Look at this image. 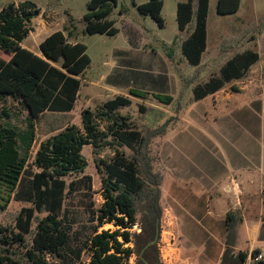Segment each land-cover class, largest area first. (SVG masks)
Wrapping results in <instances>:
<instances>
[{"label": "trees", "instance_id": "1", "mask_svg": "<svg viewBox=\"0 0 264 264\" xmlns=\"http://www.w3.org/2000/svg\"><path fill=\"white\" fill-rule=\"evenodd\" d=\"M241 1L218 0V12L235 13ZM133 2L139 11L164 26V0ZM117 4L118 0H90L83 18L84 33L117 34L119 29L110 18ZM38 10L29 0L11 1L0 10V99L7 95L20 99L30 115L25 132L0 122V212L7 209L13 198L33 203L21 208L15 224L17 231L0 225V243L24 246L26 262L0 253V264H125L133 255L136 264H161L157 243L164 212V175L154 169L150 137L118 112L120 107L133 102V96L147 99L149 92L131 88L127 95L118 94L95 108H83L82 126L71 123L54 126L50 131L57 132L41 141L32 165L29 164L40 117L47 111L61 114L75 107L82 81L72 74L83 75L91 65L87 45L71 42L78 34L70 14L62 29L40 43L47 59L22 45L34 30L32 19ZM209 10L210 0L177 3L178 26L188 32L182 40L181 52L197 70L192 78L182 73V93L189 83L210 69L204 63ZM232 39L235 37L229 38ZM221 56L215 58L220 66L218 71L193 87L195 101L218 92L235 79L244 78L261 58L253 48L238 51L222 62ZM153 95L165 104L174 100L170 94ZM140 107L143 109L142 104ZM60 119L55 117V124ZM86 145L92 146L95 155L108 145L117 148L111 158L95 157L104 199L99 207L92 200L86 202L90 216L88 221L80 222L66 205V199L72 194L93 191V177L86 172L88 160L83 154ZM73 175L77 176L70 178ZM36 211L45 215L33 229ZM242 221L239 210L226 214L225 249L220 264H246L249 252L235 249ZM107 223L116 229L101 230ZM29 234H33L31 245L27 240ZM259 253L254 249L251 254L254 257Z\"/></svg>", "mask_w": 264, "mask_h": 264}, {"label": "rangeland", "instance_id": "2", "mask_svg": "<svg viewBox=\"0 0 264 264\" xmlns=\"http://www.w3.org/2000/svg\"><path fill=\"white\" fill-rule=\"evenodd\" d=\"M11 1L19 3L27 0H0V10ZM29 1L34 2L40 8V14L35 16V23H32L36 30L24 39L25 46L39 52V43L47 37L52 29H62L69 14L72 15L77 26L78 39L88 46L87 53L91 57V65L84 73L85 77H99L104 71L102 66L104 59H112L114 51L121 49L129 52L132 59L128 66L130 68L128 72L133 77V83L129 87L120 86V91L123 94H129L130 89L134 88L149 92L150 95L147 99L133 96V102L128 106L120 107L118 112L127 116L137 128L150 137V154L156 171L162 172L158 167L166 166L165 161L161 158L166 146L184 149L193 155V148L211 144L203 133H207L210 137L218 136L216 132L227 136V130L230 129L228 131L236 136L239 143L247 137L248 131L243 126L242 120L237 117L245 110L249 98L259 96L264 88V0H242L240 9L230 14L219 13L218 0H210L207 49L204 53L205 66L209 65L210 69L203 71L200 78L189 83L183 93L182 73L189 74L187 78H192L197 70L187 62L181 52L182 40L188 32L181 31L178 26L177 3L179 0H164L162 14L165 24L163 27L151 15L139 11L133 0H118V4L114 6L110 15V18L115 20V26L119 29L115 35L84 33L85 21L83 18L88 11L87 4L90 0ZM134 1L140 4L148 0ZM122 8L124 9L123 13H121ZM43 20L49 23L44 28L39 23ZM44 29L47 30L45 33L42 31ZM252 35L256 38L251 39ZM231 37H235V39L229 40ZM246 48L256 49L261 55L260 60L251 67L244 78L227 83L212 97L221 99L230 93L234 98L221 105H214L211 97L196 102L193 96V87L199 81H207L213 72L218 71L220 66L216 63L215 58L222 55L220 60L222 62ZM93 89L83 83L80 97L70 112L71 115H59L61 121L57 122L55 127L63 126L66 123L82 126L81 112L83 108L88 106L95 108L116 95L115 92H100ZM87 93H92V97L86 96ZM158 93L172 95L174 97L172 104L159 101L153 95ZM141 104L143 109L140 107ZM184 114L190 120V124L179 118ZM53 116L55 115L45 113L37 123L36 138L29 152L30 165H32L41 141L56 132L47 133L51 122H53ZM29 118V111L20 99L12 95L0 99V122L13 125L21 132H25L28 129ZM105 125L106 123L103 122L102 127ZM251 145L252 148L258 146L254 139L250 142L249 147ZM116 148L112 145L105 146L97 155L94 154L91 145H86L83 148V154L88 160L86 172L93 177V191L85 193V195L72 194L66 199V205L70 206L80 222L88 221L90 216L89 210L85 207L86 202L92 200L95 202V206L99 207L104 199L100 190L101 177L95 164V157L111 158ZM126 150L130 151L127 148ZM76 176L73 175L70 178ZM195 180L194 177L185 178L182 181L178 180V183L186 190L192 189L195 192L197 191ZM32 205L33 203L30 201L13 198L7 209L0 212V225L17 231L15 224L21 208ZM35 214L33 229L45 212L36 211ZM180 221L181 238L175 223L173 227L182 250L187 248L193 251L203 234L194 233L187 226L188 223ZM137 228L136 226L134 229ZM103 229L114 230L116 227L112 223H107L101 228V230ZM32 237L33 234L27 236L30 245ZM25 251L26 248L17 243L13 245L0 243L1 254H9L22 263L26 262ZM125 264H136V255H133ZM250 264L259 263L251 261Z\"/></svg>", "mask_w": 264, "mask_h": 264}, {"label": "crops", "instance_id": "3", "mask_svg": "<svg viewBox=\"0 0 264 264\" xmlns=\"http://www.w3.org/2000/svg\"><path fill=\"white\" fill-rule=\"evenodd\" d=\"M33 22L35 23V17L32 19ZM39 23L43 28L49 25L45 20ZM56 30L58 29H52L48 35ZM42 31L45 33L47 30ZM77 41H79L78 36L71 39V42ZM22 45L27 47L24 40ZM27 48L43 56L41 49L38 52L30 47ZM131 59L127 50L118 49L113 52L112 59H104L102 64L104 71L99 77L87 78L84 74L72 75L80 78L82 84L89 88L93 87L97 91L123 94L119 87H129L133 83V77L128 72ZM105 68L109 71L107 72ZM81 89L82 85L78 98ZM214 94L197 101L212 98ZM86 96L91 98L92 93H87ZM233 98L234 96L227 93L221 99H212L214 105H221ZM249 99L245 110L237 117L242 120L243 126L248 131L247 137L245 136V140L243 139L241 143L228 129L227 136L216 132L218 136L210 137L202 132L211 144L193 148V155H190L189 151L174 146H166L163 149L161 158L166 166L158 167V169L164 174L162 185L164 211L174 219L180 238V220L188 223L187 226L194 233L205 234L201 235L202 239L193 251L187 248L182 250L183 255L191 259L194 264H220L225 249V218L226 214L232 210L241 211L243 217L238 229L236 251L249 252L246 264H250L254 249L264 254V88L259 96ZM71 111L61 114L45 112L55 115L47 133L54 128L56 116L71 115ZM179 118L190 124L185 114L180 115ZM252 139L258 144L257 147L252 148V145L249 147ZM192 177L196 179L197 191L195 192L192 189L186 190L178 183V180Z\"/></svg>", "mask_w": 264, "mask_h": 264}, {"label": "built area", "instance_id": "4", "mask_svg": "<svg viewBox=\"0 0 264 264\" xmlns=\"http://www.w3.org/2000/svg\"><path fill=\"white\" fill-rule=\"evenodd\" d=\"M173 224L174 219L164 211L160 220L161 234L157 243L161 264H194L191 259L183 255ZM251 261L259 264L264 262V254L251 256Z\"/></svg>", "mask_w": 264, "mask_h": 264}, {"label": "water", "instance_id": "5", "mask_svg": "<svg viewBox=\"0 0 264 264\" xmlns=\"http://www.w3.org/2000/svg\"><path fill=\"white\" fill-rule=\"evenodd\" d=\"M38 14H40V10H38V11L36 12V15H38Z\"/></svg>", "mask_w": 264, "mask_h": 264}]
</instances>
